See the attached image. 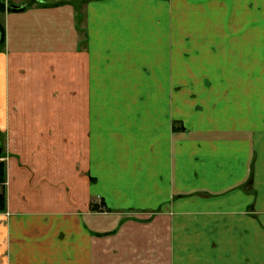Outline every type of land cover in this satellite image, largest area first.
I'll list each match as a JSON object with an SVG mask.
<instances>
[{
    "label": "crops",
    "instance_id": "1",
    "mask_svg": "<svg viewBox=\"0 0 264 264\" xmlns=\"http://www.w3.org/2000/svg\"><path fill=\"white\" fill-rule=\"evenodd\" d=\"M0 24V264H264V0H35Z\"/></svg>",
    "mask_w": 264,
    "mask_h": 264
},
{
    "label": "trees",
    "instance_id": "2",
    "mask_svg": "<svg viewBox=\"0 0 264 264\" xmlns=\"http://www.w3.org/2000/svg\"><path fill=\"white\" fill-rule=\"evenodd\" d=\"M9 1L5 0H0V10H4L5 8H7V10H19V9H24L26 7L31 6L33 3H35V0H28L26 3H23L21 5H19V8H13L11 6H7L6 4ZM11 3V2H10ZM16 5V4H15ZM4 40H5V33H4V28L3 26L0 24V47L4 44ZM5 178V166L3 163L0 162V181H3V179ZM6 199H5V195L3 193L0 192V210L5 209V204H6ZM101 204V203H100ZM90 209L91 211H98V210H104V211H108L109 209L103 205L102 206H97L94 204L90 205Z\"/></svg>",
    "mask_w": 264,
    "mask_h": 264
},
{
    "label": "rangeland",
    "instance_id": "3",
    "mask_svg": "<svg viewBox=\"0 0 264 264\" xmlns=\"http://www.w3.org/2000/svg\"><path fill=\"white\" fill-rule=\"evenodd\" d=\"M183 7H185V6H183ZM190 17L191 18H188L186 11H185L184 21H183L184 22V30L197 28V25H198V27L201 25V28H205V29L207 28L206 15L201 16V20H199V17L193 18L192 15ZM237 25L239 26V23H237ZM257 58L258 59H255V56H253V60H255V62H256V60L259 61V64L261 65V67L263 66V68L260 72L264 73V54L258 55ZM231 59H232V61L239 60V55H231ZM237 72H239V71H237Z\"/></svg>",
    "mask_w": 264,
    "mask_h": 264
},
{
    "label": "water",
    "instance_id": "4",
    "mask_svg": "<svg viewBox=\"0 0 264 264\" xmlns=\"http://www.w3.org/2000/svg\"><path fill=\"white\" fill-rule=\"evenodd\" d=\"M7 6H11L13 8H19L20 7L19 5H15V4L10 3V2L7 3Z\"/></svg>",
    "mask_w": 264,
    "mask_h": 264
}]
</instances>
